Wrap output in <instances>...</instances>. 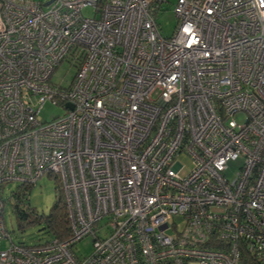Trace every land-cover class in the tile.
Returning a JSON list of instances; mask_svg holds the SVG:
<instances>
[{"label":"built area","instance_id":"obj_1","mask_svg":"<svg viewBox=\"0 0 264 264\" xmlns=\"http://www.w3.org/2000/svg\"><path fill=\"white\" fill-rule=\"evenodd\" d=\"M166 1L0 0V193L52 175L70 220L13 243L0 195V264H264V0H175L164 37Z\"/></svg>","mask_w":264,"mask_h":264},{"label":"rangeland","instance_id":"obj_2","mask_svg":"<svg viewBox=\"0 0 264 264\" xmlns=\"http://www.w3.org/2000/svg\"><path fill=\"white\" fill-rule=\"evenodd\" d=\"M174 1L175 0H167L166 2H162L160 9L154 15L159 32L164 37H170L176 26V18L172 12V4ZM82 14L90 17L94 14V11L91 7H86L82 10ZM65 64H60L56 67V70L51 77L53 81L60 82L62 84H67L70 81L75 68ZM63 113H65V110L62 107L46 103L41 109L38 118L42 121H49L57 116H61ZM179 159L181 163H183V168L180 172L184 174L191 167V162L185 156H180ZM238 164L239 161L231 162L229 164L228 170L225 173L227 177L232 178ZM16 186L17 183L15 182L4 183L2 184L0 193L1 198L4 201L5 230L10 240L16 244L21 243L24 245H37L51 239V234L46 231L43 223L41 222L35 221L30 224L23 223V226L20 227L19 222L11 209V203L13 201L11 198V192L15 190ZM55 186V177L49 174H44L31 187L26 199L38 217L45 216L49 213V210L55 200V196L57 195ZM105 222L106 219H103L101 224H104ZM92 239L93 236L88 235L78 241L73 246V252L79 257L88 255L92 248ZM7 245V240L1 242V247H6Z\"/></svg>","mask_w":264,"mask_h":264},{"label":"trees","instance_id":"obj_3","mask_svg":"<svg viewBox=\"0 0 264 264\" xmlns=\"http://www.w3.org/2000/svg\"><path fill=\"white\" fill-rule=\"evenodd\" d=\"M55 181L57 195L47 215L38 217L26 199L33 185L19 184L16 186L15 190L11 192L13 200L11 209L20 227L23 226V223L41 222L52 238L65 240L70 236V220L61 187L56 178Z\"/></svg>","mask_w":264,"mask_h":264},{"label":"water","instance_id":"obj_4","mask_svg":"<svg viewBox=\"0 0 264 264\" xmlns=\"http://www.w3.org/2000/svg\"><path fill=\"white\" fill-rule=\"evenodd\" d=\"M51 1V0H50ZM68 106H70V105H68ZM71 107V106H70Z\"/></svg>","mask_w":264,"mask_h":264}]
</instances>
